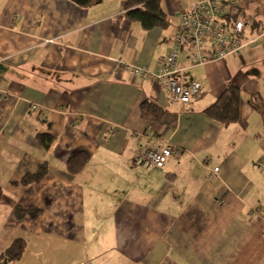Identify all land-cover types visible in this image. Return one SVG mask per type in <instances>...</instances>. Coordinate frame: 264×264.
<instances>
[{"label":"crops","instance_id":"0c3cea01","mask_svg":"<svg viewBox=\"0 0 264 264\" xmlns=\"http://www.w3.org/2000/svg\"><path fill=\"white\" fill-rule=\"evenodd\" d=\"M122 1L0 0V253L21 238L13 264H264V0L232 9L244 19L238 53L189 65L183 50L200 88L182 105L118 60L156 70L199 0H160L168 24L149 30ZM228 84L240 109L225 125L204 110ZM145 99L162 118L141 117ZM165 144L164 165L134 164ZM78 152L88 159L72 172ZM42 163L39 182H13ZM16 206L40 213L18 217Z\"/></svg>","mask_w":264,"mask_h":264},{"label":"built area","instance_id":"2783aa9c","mask_svg":"<svg viewBox=\"0 0 264 264\" xmlns=\"http://www.w3.org/2000/svg\"><path fill=\"white\" fill-rule=\"evenodd\" d=\"M238 0H199L180 13L179 24L171 47L156 70L151 71L118 60L132 76L162 84L170 98L179 104L188 103L199 94V82L186 79V67L180 59L185 50L189 65L203 64L238 53L245 45L244 19L241 13L231 14ZM168 144L144 149L134 158V164L148 170L164 165L172 153ZM258 166L264 169V161ZM217 171L218 168H214Z\"/></svg>","mask_w":264,"mask_h":264},{"label":"trees","instance_id":"16d2710c","mask_svg":"<svg viewBox=\"0 0 264 264\" xmlns=\"http://www.w3.org/2000/svg\"><path fill=\"white\" fill-rule=\"evenodd\" d=\"M78 6L88 7L97 4L100 0H68ZM123 13L130 21H136L146 29L155 27H165L168 24L166 13L160 3V0H123L122 1ZM257 96L253 95L250 103L254 107H258L256 103ZM240 109V89L234 85L228 84L223 89L219 97L204 110V114L209 118L219 121L222 124H229L235 122L239 117ZM164 109L161 108L154 101L145 99L140 103V115L146 120L155 121L162 118ZM38 142L44 147L49 148L54 141V136L50 134H38ZM79 159H70L68 170L77 172L81 166L85 164L88 159L86 152H78L75 156ZM46 173V165L42 163L39 165L38 170L32 174H26L18 181H13L17 184L27 185L30 183L39 182ZM1 194V189H0ZM18 217L28 215L31 218H36L40 210L34 208L24 209L22 207H15ZM26 247V241L18 238L12 240L9 246L0 253V264H13L23 253Z\"/></svg>","mask_w":264,"mask_h":264},{"label":"rangeland","instance_id":"374dc122","mask_svg":"<svg viewBox=\"0 0 264 264\" xmlns=\"http://www.w3.org/2000/svg\"><path fill=\"white\" fill-rule=\"evenodd\" d=\"M240 60L235 64V68H237V66L240 64ZM228 67L231 70L233 68V64L231 62L228 63Z\"/></svg>","mask_w":264,"mask_h":264}]
</instances>
